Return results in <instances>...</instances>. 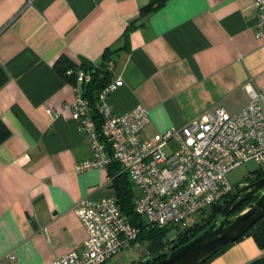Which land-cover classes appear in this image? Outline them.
Here are the masks:
<instances>
[{
	"label": "crops",
	"instance_id": "obj_1",
	"mask_svg": "<svg viewBox=\"0 0 264 264\" xmlns=\"http://www.w3.org/2000/svg\"><path fill=\"white\" fill-rule=\"evenodd\" d=\"M151 1L0 0V121L11 132L0 145V264H53L81 249L87 232L74 205L116 198L108 168L76 173L92 147L66 107L75 93L57 69L61 59L99 64L117 51L123 83L107 102L119 115L149 110L144 140L264 95L254 0H168L142 18ZM263 257L245 237L209 264Z\"/></svg>",
	"mask_w": 264,
	"mask_h": 264
},
{
	"label": "built area",
	"instance_id": "obj_2",
	"mask_svg": "<svg viewBox=\"0 0 264 264\" xmlns=\"http://www.w3.org/2000/svg\"><path fill=\"white\" fill-rule=\"evenodd\" d=\"M254 7L256 38L261 39L264 0H254ZM109 66L115 72L114 62ZM67 76L73 80L75 99L66 107L71 106L72 119L92 147V156L76 165V173L118 164L138 191L135 211L147 224L186 226L194 216L225 203L249 185H232L228 179L231 172L255 163L257 171L264 173V95L238 112L214 107L183 127L144 140L149 110L138 106L119 115L107 102L123 83L120 75L115 74L99 96L96 108L103 118L101 127L84 97L91 75L77 68L68 70ZM172 144L175 148L167 153L165 149ZM73 210L86 229L87 239L81 249L55 259L53 264H107L118 254L141 246L140 229L131 223L116 198L98 202L83 199Z\"/></svg>",
	"mask_w": 264,
	"mask_h": 264
},
{
	"label": "trees",
	"instance_id": "obj_3",
	"mask_svg": "<svg viewBox=\"0 0 264 264\" xmlns=\"http://www.w3.org/2000/svg\"><path fill=\"white\" fill-rule=\"evenodd\" d=\"M168 0H152L146 7H144L140 16L146 17L160 8H162ZM135 29V26L128 28L124 41L129 43V36L131 31ZM117 51L108 50L102 59V62L99 64L91 63L88 61H81L80 63H75L67 58H63L57 64L59 73L63 78L69 82L73 83L72 78L67 76V72L70 69H82L84 72L91 75V82L84 86V97L90 102L93 108V117L97 121L98 127H101L103 124V118L99 114L96 105L99 103V96L102 91L114 80L115 72L110 69V62H114L112 58ZM115 63V62H114ZM7 81V75L2 68H0V87H2ZM11 136V132L8 127L0 121V145L7 141ZM109 177L111 179L112 188L116 192V199L121 208V210L128 216L131 223L140 229L139 243L141 246H144L147 252V260L144 259L137 264H155L162 259H164L170 252L179 247L189 243L191 240L203 233L218 217V215L223 210L224 206L229 202L226 200L225 203L220 205H214L211 208L207 209L205 212L200 214L199 220L194 222L191 225L183 226L182 228L178 227V232L176 238L173 241L166 239L167 233L171 230L172 227L168 226L164 228H159L157 226L147 224L142 217H140L135 211V199L138 196V191L131 181L127 173H121V168L118 164H113L108 167ZM254 178L253 182H256L264 177V173L260 171H255L252 176ZM235 194L230 198L232 199ZM258 200V197L249 199L246 202H243L236 210L231 214V217L244 211L250 204ZM252 237L256 241L257 245L264 249V219L258 222L243 238ZM239 240V241H240ZM238 242V241H237ZM236 243V242H235ZM235 243L227 245L219 253H217L213 258L207 261L204 264H209L214 258L226 252L230 247ZM152 257V259H149ZM251 264H264V257L254 261Z\"/></svg>",
	"mask_w": 264,
	"mask_h": 264
},
{
	"label": "water",
	"instance_id": "obj_4",
	"mask_svg": "<svg viewBox=\"0 0 264 264\" xmlns=\"http://www.w3.org/2000/svg\"><path fill=\"white\" fill-rule=\"evenodd\" d=\"M254 197L258 200L244 211L231 217L243 202ZM264 219V177L241 189L224 206L215 221L189 243L170 252L155 264H204L227 245L243 238Z\"/></svg>",
	"mask_w": 264,
	"mask_h": 264
},
{
	"label": "rangeland",
	"instance_id": "obj_5",
	"mask_svg": "<svg viewBox=\"0 0 264 264\" xmlns=\"http://www.w3.org/2000/svg\"><path fill=\"white\" fill-rule=\"evenodd\" d=\"M175 144L170 145L165 149L167 153H170V150L175 148ZM257 171V166L255 163H249L245 166H242L235 171L231 172L228 175V179L232 185L235 187H238L240 184L243 183H250L254 181V178L256 176H253L252 179L249 178L248 176L252 173ZM200 215L194 216L192 219L189 220V225L193 224L197 220H199ZM182 228L183 226L180 225L178 226ZM178 227H172L171 230L168 231L166 239L168 242L173 241L176 238L177 232H178ZM147 252L144 246H139L131 250H127L123 253L118 254L114 259L109 261L107 264H137L141 262L142 260L144 261L147 260ZM149 259H152V257H149Z\"/></svg>",
	"mask_w": 264,
	"mask_h": 264
},
{
	"label": "flooded vegetation",
	"instance_id": "obj_6",
	"mask_svg": "<svg viewBox=\"0 0 264 264\" xmlns=\"http://www.w3.org/2000/svg\"><path fill=\"white\" fill-rule=\"evenodd\" d=\"M252 183H254V182H250V183H248V184H252ZM238 193V192H237ZM237 193H235V195H237Z\"/></svg>",
	"mask_w": 264,
	"mask_h": 264
}]
</instances>
